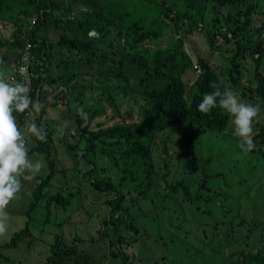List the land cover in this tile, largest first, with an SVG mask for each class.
I'll return each instance as SVG.
<instances>
[{"label":"trees","instance_id":"1","mask_svg":"<svg viewBox=\"0 0 264 264\" xmlns=\"http://www.w3.org/2000/svg\"><path fill=\"white\" fill-rule=\"evenodd\" d=\"M261 1L0 0V65L12 63L26 39L31 42L32 51L41 61L30 66V71L38 74L32 77L31 94L42 105L41 112H34L31 122L40 127L49 103L53 101L54 106L60 102L67 107V96L75 97L87 119L79 112L75 114L76 130L65 145L73 148L84 142L82 160L89 167L84 176L91 177L90 184L97 192L108 196L106 203L119 213L117 220L124 219L125 227L128 225V230L137 237L139 228L124 207L126 198L159 195L161 183L171 175L179 177L184 171L203 176L196 189L185 184L184 179L166 183L164 195H179V204L207 205L220 198V191L205 185L210 175L218 177L222 171L215 169L210 175L206 171L204 166L212 161L213 155H206L203 148L197 147L200 136L208 131L225 133L229 141L235 142L241 157L247 156L233 135L230 114L221 108L213 109L211 115L198 111L203 95L214 91L212 84H218L221 90L231 89L243 102L259 107L254 121L256 147L248 154L260 157L264 163V4ZM39 27H44L43 37L34 34ZM49 27L59 33L55 40L49 38ZM192 36L200 39L194 40ZM162 38L167 42L163 43ZM205 45L208 55L195 54ZM216 59L220 60V73L215 68ZM83 60L86 64L87 61L98 63L100 75L90 74L85 80V73L76 71ZM195 68L199 73L195 74ZM75 80H82V86ZM45 82L55 87L53 91L61 85L66 91L49 98L51 92L42 86ZM95 86H104L107 93H101L98 98L106 108L109 105L114 108L122 118L120 122L106 127L96 124L94 129L92 115L98 114V110L86 100L84 91L90 90L92 98ZM91 110L93 113H89ZM66 112L72 115L68 108ZM14 116L18 127L21 126L24 113L14 112ZM45 130L46 142L28 136L27 147L29 154L45 156L50 172L35 179L33 200L24 214L25 226L13 234L6 247L17 246L16 240L29 234L25 216L41 203L48 214L52 207L65 208L71 204L73 194L64 192V182L56 186L50 181L55 173L50 156L54 138L53 129ZM155 142L161 148L163 160L160 165L163 173L159 176L153 162ZM240 162L235 159L234 165ZM60 173L64 174L62 170ZM92 173H98V177L93 178ZM109 174L115 177L116 184ZM136 182L139 190L131 191L125 186ZM113 224V220L107 221L105 227ZM20 245L25 247L24 238ZM27 246L32 247L31 242ZM211 246L216 244L211 241ZM76 254L77 243L68 245L62 237L55 236L42 264H68L73 260L78 264ZM222 262L264 264V245L222 255Z\"/></svg>","mask_w":264,"mask_h":264},{"label":"rangeland","instance_id":"2","mask_svg":"<svg viewBox=\"0 0 264 264\" xmlns=\"http://www.w3.org/2000/svg\"><path fill=\"white\" fill-rule=\"evenodd\" d=\"M260 4H264V0ZM254 23V26L259 24L257 17ZM47 31L51 40L58 37L54 28L49 27ZM34 34L43 37L44 27L36 29ZM164 38H162L163 43H166L167 40ZM191 38L199 40L200 36ZM100 45L108 46L105 43ZM187 47L190 48L189 45ZM191 51L189 49V52ZM197 53L208 55L207 46L196 50L195 54ZM82 56L84 57L83 53ZM195 62L194 59L193 64ZM215 64L217 66L215 68L220 73V60L216 59ZM195 70V74L199 73V69L195 68ZM76 71L85 73V80L90 74L100 75L99 65L96 62L87 61L86 64L83 60ZM9 72V68L4 67L1 77L5 79ZM75 83L82 86V80H75ZM103 87L95 86L92 98H90V90L84 91L86 100L95 105L93 109L98 110V114H91L94 129L96 124L106 127L122 120L112 106L107 103L109 108H106L99 100L98 95L107 93ZM67 108L71 114L79 112L78 103L73 95L67 96ZM56 110L55 106H51L46 114H43V117L47 118L44 120L45 125L53 128L54 131L55 139L52 145L58 147L57 149L52 147L50 153L55 164V173L50 181L52 184L55 182L56 186L60 181L64 182V192L73 194L70 197L71 204L65 208L52 207L48 214L45 204L40 201L41 205L25 216L29 228V234L23 236L26 241L25 249L22 248L24 244L20 245L23 238L16 240L17 246L6 247L13 234L24 228V214L33 200L35 180L23 182L22 198L13 201L7 208L9 231L6 235L0 236V264L44 263L55 236L62 237L68 245L77 243L78 264H225L221 263L222 255L237 249L243 250L246 247L256 249L264 245V163L260 161V157L248 153L242 158L237 152L234 141H229L225 133L212 131L198 138L197 147L203 148L204 154L213 155L212 161L204 166L209 175L215 169L222 171L218 177L210 175L205 183L221 192L218 200L207 205H198L194 202L182 205L179 204V195L166 197L163 190L166 183L184 179V183L191 184L192 189H196L201 184L202 173L189 175L183 171L181 176L171 175L169 180L163 181L161 183L163 188L157 196L147 194L126 198L124 207L128 209V215L134 219L135 225L139 228L136 243L129 240L135 239L136 236L128 231V225L127 228L125 227L124 219H116V214L112 218L114 226L109 225L101 230L104 221L110 216V208L106 203L108 196L97 192L90 184L91 177L84 176L85 170H89L82 160L84 142L82 141L79 147L75 145L73 148H68L65 145L69 140L67 132L63 137L56 133L55 118L62 115L63 120H68L65 110L55 114ZM90 112L93 113L92 110ZM71 122L73 124L71 127L75 130L76 122ZM20 130L23 132L24 128ZM174 139L176 140L177 137ZM77 148L81 152L75 157ZM233 156L241 162L234 165ZM29 158L34 162L43 161L45 167L39 175L43 177L48 175L50 167L44 155L31 153ZM153 162L159 176L163 173L160 167L163 160L161 148L156 142ZM106 163L109 165L108 160ZM61 170L64 174L60 173ZM108 171L107 169L106 172ZM91 175L93 178L98 177V173ZM109 176L116 184L115 177L112 174ZM59 177L63 179L59 180ZM138 183L124 185L133 191L139 190V187H136ZM163 197L166 198V203ZM115 234L122 236L119 245L114 243ZM75 237L80 240H73ZM211 241L216 244L215 247L211 246ZM28 242H31L32 247L27 246ZM74 262L75 260L68 264Z\"/></svg>","mask_w":264,"mask_h":264},{"label":"clouds","instance_id":"3","mask_svg":"<svg viewBox=\"0 0 264 264\" xmlns=\"http://www.w3.org/2000/svg\"><path fill=\"white\" fill-rule=\"evenodd\" d=\"M28 42L31 43L26 39L25 45ZM25 45L23 46L20 55L12 63L9 62L7 66L0 65V236L6 235L9 231V216L7 208L13 201L22 198L21 193L24 186L23 182L35 180L45 167L43 161L36 160L34 162L29 158V149L27 147L28 136L35 137L41 142H46L47 131L45 129H53L45 125L44 117L41 122V127L35 122H31L33 121L34 112L38 114L41 112L42 108L39 101L34 99L31 94L34 91L33 78L32 92L26 82L16 80L10 82L8 79L12 65L22 55ZM31 53L34 61L30 66L35 62L41 64V61L35 56V53L32 50ZM4 67H8L10 70L5 79L1 77L2 69ZM33 76H38V74L32 73V77ZM42 86L48 93L51 92L49 98L60 95L61 90L66 91L65 86L63 85H61V88H59V86L54 91L53 88L55 87L48 85L47 82L43 83ZM47 86L51 87V89H48ZM211 87L214 91L203 95L201 102L198 105V111L205 115H211L213 109L221 108L230 114L231 123L233 125V135L238 138L239 147L245 153L251 152L256 147L253 140L255 135L254 121L258 116L259 107L243 102L239 98V94L231 89L224 88L221 90V87L218 84H212ZM188 103H191L190 99ZM48 107L49 106L46 107L44 114H46ZM29 110L32 113L31 117H26L25 113ZM64 110H67L66 105L63 106L62 111ZM78 111L80 116L86 120L87 113H85L84 109L81 107ZM14 112L24 113V122L19 127ZM65 114L67 115V112ZM71 125L72 122L70 120H63L56 126L55 131L59 136L63 137L66 132L74 130ZM21 128H24L23 132L20 130ZM109 212L110 216L104 221L101 230L106 228L105 225L107 221H112L114 211L110 208ZM115 212L117 219L119 213L117 211ZM112 226H114V224ZM128 231L132 233V231ZM120 237L122 238L121 235L115 234L114 243L119 245ZM129 240L136 243L137 237Z\"/></svg>","mask_w":264,"mask_h":264},{"label":"built area","instance_id":"4","mask_svg":"<svg viewBox=\"0 0 264 264\" xmlns=\"http://www.w3.org/2000/svg\"><path fill=\"white\" fill-rule=\"evenodd\" d=\"M35 22V19L32 20V23ZM31 43H27L23 49L22 55L16 60L12 65L11 73L9 76V81H24L28 84L30 91L32 92V72L30 71V64L34 61L31 50ZM31 111L25 113L26 117H31Z\"/></svg>","mask_w":264,"mask_h":264},{"label":"crops","instance_id":"5","mask_svg":"<svg viewBox=\"0 0 264 264\" xmlns=\"http://www.w3.org/2000/svg\"><path fill=\"white\" fill-rule=\"evenodd\" d=\"M58 33V32H57ZM58 37H59V33H58ZM6 78V77H5ZM53 104V101L50 103V105H49V107H51V106H53L52 105ZM56 108H57V110L55 111V114H57L58 112H61L62 110H63V106L61 105V103L59 102V103H57L56 105H54ZM48 107V108H49ZM75 114H77V113H74V114H72V115H70V114H67V118H68V120H71V121H75L74 120V118H75ZM44 120H46V118L44 117ZM55 125L57 126L60 122H62L63 121V117H62V115L59 117V116H57V118H55ZM44 123H45V121H44ZM73 125V124H72ZM71 125V126H72ZM26 132V131H25ZM71 133H75V130H73V132L72 131H68L67 132V139H69L70 138V134ZM26 134H27V132H26ZM53 135H54V132H53ZM68 142V141H67ZM66 142V143H67ZM60 146V145H59ZM55 149H57L58 147L57 146H55L54 147ZM64 150V149H63ZM65 151V150H64ZM77 152H81V150L80 149H78L77 150ZM77 156H79V155H77L76 153H75V157H77ZM54 184H55V182H54ZM53 185V184H52ZM116 214V212H113V216ZM101 224V223H100Z\"/></svg>","mask_w":264,"mask_h":264}]
</instances>
